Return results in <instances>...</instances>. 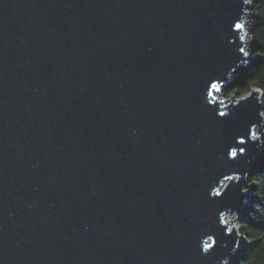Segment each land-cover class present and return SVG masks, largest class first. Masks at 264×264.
Returning a JSON list of instances; mask_svg holds the SVG:
<instances>
[{
  "label": "water",
  "instance_id": "95a60500",
  "mask_svg": "<svg viewBox=\"0 0 264 264\" xmlns=\"http://www.w3.org/2000/svg\"><path fill=\"white\" fill-rule=\"evenodd\" d=\"M250 8L0 0V264L231 263L264 98L215 92Z\"/></svg>",
  "mask_w": 264,
  "mask_h": 264
},
{
  "label": "trees",
  "instance_id": "16d2710c",
  "mask_svg": "<svg viewBox=\"0 0 264 264\" xmlns=\"http://www.w3.org/2000/svg\"><path fill=\"white\" fill-rule=\"evenodd\" d=\"M247 28L252 39V60L241 78L226 88L238 96L258 89L264 98V0H251ZM264 114V111H263ZM248 202L238 216L241 246L230 264H264V131L258 161L248 178Z\"/></svg>",
  "mask_w": 264,
  "mask_h": 264
},
{
  "label": "snow or ice",
  "instance_id": "6c2138e0",
  "mask_svg": "<svg viewBox=\"0 0 264 264\" xmlns=\"http://www.w3.org/2000/svg\"><path fill=\"white\" fill-rule=\"evenodd\" d=\"M244 2H245V3H248L249 0H244ZM235 28H236L237 30H239V29L243 28V25L240 24V23H236V24H235ZM241 39H243V37H241ZM240 51H241V52H244V49H243V48H240ZM212 87L215 88L216 85L213 84ZM220 115L223 116L224 113L221 112ZM243 143H244V140H241V141H240V144H243ZM239 151H240V153H244V152H245V148L241 147V148L239 149ZM230 156H231L232 158H236V156H237V152H236V151H232V152L230 153ZM216 194H217V195H220L219 192H217ZM208 247H210V246H208V245L205 246V248H208Z\"/></svg>",
  "mask_w": 264,
  "mask_h": 264
},
{
  "label": "rangeland",
  "instance_id": "374dc122",
  "mask_svg": "<svg viewBox=\"0 0 264 264\" xmlns=\"http://www.w3.org/2000/svg\"><path fill=\"white\" fill-rule=\"evenodd\" d=\"M219 97H223V96H231V95H233V94H235V93H229V91H225V90H223V89H221L220 91H216L215 92ZM237 96H238V94H237ZM226 99H230V97H227ZM228 215H229V213H227V218H228ZM232 218H236V214L234 213V214H232ZM238 220V219H237ZM233 223H234V219H231L230 220V226H232L233 225ZM237 227H238V222H237Z\"/></svg>",
  "mask_w": 264,
  "mask_h": 264
},
{
  "label": "bare ground",
  "instance_id": "6f19581e",
  "mask_svg": "<svg viewBox=\"0 0 264 264\" xmlns=\"http://www.w3.org/2000/svg\"><path fill=\"white\" fill-rule=\"evenodd\" d=\"M233 260V259H232Z\"/></svg>",
  "mask_w": 264,
  "mask_h": 264
},
{
  "label": "clouds",
  "instance_id": "9594fccd",
  "mask_svg": "<svg viewBox=\"0 0 264 264\" xmlns=\"http://www.w3.org/2000/svg\"><path fill=\"white\" fill-rule=\"evenodd\" d=\"M238 219V218H237Z\"/></svg>",
  "mask_w": 264,
  "mask_h": 264
}]
</instances>
